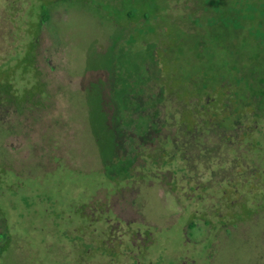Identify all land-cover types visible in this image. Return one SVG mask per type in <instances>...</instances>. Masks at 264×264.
<instances>
[{
    "label": "rangeland",
    "instance_id": "1",
    "mask_svg": "<svg viewBox=\"0 0 264 264\" xmlns=\"http://www.w3.org/2000/svg\"><path fill=\"white\" fill-rule=\"evenodd\" d=\"M240 74L264 0H0V264H264Z\"/></svg>",
    "mask_w": 264,
    "mask_h": 264
},
{
    "label": "trees",
    "instance_id": "2",
    "mask_svg": "<svg viewBox=\"0 0 264 264\" xmlns=\"http://www.w3.org/2000/svg\"><path fill=\"white\" fill-rule=\"evenodd\" d=\"M143 80H144V78H139V82L137 83V87L139 85L142 86V82H144ZM232 84H236L238 87V90H236L234 92V93H236V95H238L239 97L242 96V100H244V101H249V100L257 101V107H256L257 111L261 112L260 105H261L262 98L264 95V79L259 78L256 81V78L248 79L247 77H245V75L241 76V74H240V75H237L235 81H234V79L230 80V85H232ZM137 87H135V88H137ZM138 88H141V87H138ZM251 93H253L252 94L253 96L251 95ZM138 94L139 93H135V94L133 93L132 96H136ZM254 95H258V97H254ZM149 103L150 102H146L145 105L148 107ZM119 112H120V115L123 116V114H124V115H126V117L131 114L130 112L126 111L125 107L121 108L119 110Z\"/></svg>",
    "mask_w": 264,
    "mask_h": 264
}]
</instances>
